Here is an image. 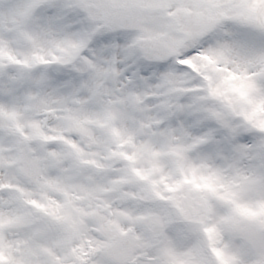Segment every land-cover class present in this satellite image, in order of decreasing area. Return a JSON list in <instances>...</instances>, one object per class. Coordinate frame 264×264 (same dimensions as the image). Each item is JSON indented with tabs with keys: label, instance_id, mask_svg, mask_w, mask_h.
<instances>
[{
	"label": "snow or ice",
	"instance_id": "6c2138e0",
	"mask_svg": "<svg viewBox=\"0 0 264 264\" xmlns=\"http://www.w3.org/2000/svg\"><path fill=\"white\" fill-rule=\"evenodd\" d=\"M0 264H264V0H0Z\"/></svg>",
	"mask_w": 264,
	"mask_h": 264
},
{
	"label": "rangeland",
	"instance_id": "374dc122",
	"mask_svg": "<svg viewBox=\"0 0 264 264\" xmlns=\"http://www.w3.org/2000/svg\"><path fill=\"white\" fill-rule=\"evenodd\" d=\"M229 229L235 236L243 241L245 245L250 247L255 246V237L252 233V226L246 220L229 225Z\"/></svg>",
	"mask_w": 264,
	"mask_h": 264
}]
</instances>
